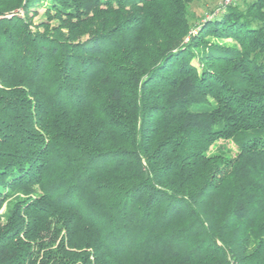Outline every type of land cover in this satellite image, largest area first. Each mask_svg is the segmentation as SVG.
I'll return each mask as SVG.
<instances>
[{"label":"trees","instance_id":"1","mask_svg":"<svg viewBox=\"0 0 264 264\" xmlns=\"http://www.w3.org/2000/svg\"><path fill=\"white\" fill-rule=\"evenodd\" d=\"M189 1L0 0V264H264V0Z\"/></svg>","mask_w":264,"mask_h":264},{"label":"rangeland","instance_id":"2","mask_svg":"<svg viewBox=\"0 0 264 264\" xmlns=\"http://www.w3.org/2000/svg\"><path fill=\"white\" fill-rule=\"evenodd\" d=\"M223 0H190L187 4V17L190 23H196L200 17L209 16L213 10H217ZM240 3V2H239ZM35 13H31L33 16V21L38 23L45 20L44 16V5L33 7ZM53 22V21H52ZM55 23V22H53ZM193 32V31H192ZM228 41V39H227ZM222 144L231 150V153H235L236 146L229 140H218L215 145Z\"/></svg>","mask_w":264,"mask_h":264},{"label":"built area","instance_id":"3","mask_svg":"<svg viewBox=\"0 0 264 264\" xmlns=\"http://www.w3.org/2000/svg\"><path fill=\"white\" fill-rule=\"evenodd\" d=\"M235 0H223L222 1V4L226 5V4H229L231 2H234Z\"/></svg>","mask_w":264,"mask_h":264}]
</instances>
